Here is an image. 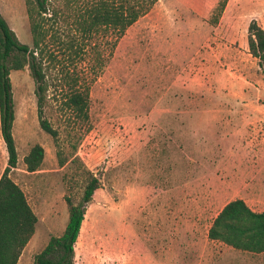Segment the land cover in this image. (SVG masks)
Returning <instances> with one entry per match:
<instances>
[{
    "label": "rangeland",
    "instance_id": "1",
    "mask_svg": "<svg viewBox=\"0 0 264 264\" xmlns=\"http://www.w3.org/2000/svg\"><path fill=\"white\" fill-rule=\"evenodd\" d=\"M218 1L155 0L121 35L79 39L76 54L52 44L42 116L56 136L39 125L28 67L9 71L16 163L8 174L36 215L15 264H35L62 231L65 198L80 199L88 174L98 186L84 203L72 264H264V251L206 235L232 197L248 192L264 208V163L244 165L246 152L264 149V72L246 41L251 19L264 28V0H225L219 12ZM0 14L29 44L24 0H0ZM68 14L62 32L72 28ZM72 78L87 88L83 122L62 104ZM35 143L42 160L29 171L22 158ZM6 158L0 135V172ZM253 172L259 179L247 182Z\"/></svg>",
    "mask_w": 264,
    "mask_h": 264
},
{
    "label": "trees",
    "instance_id": "2",
    "mask_svg": "<svg viewBox=\"0 0 264 264\" xmlns=\"http://www.w3.org/2000/svg\"><path fill=\"white\" fill-rule=\"evenodd\" d=\"M155 0H24L30 43H21L0 14V135L7 152L6 165L0 173V264H15L18 256L33 233L36 215L21 187L8 174L16 163V149L11 125L13 107L9 71L28 67L34 81L40 127L52 136L56 129L42 116V100L45 96L46 64L54 63L56 55L51 47L58 43L63 49L76 54L81 49L80 40L108 29L116 36L137 17L143 14ZM225 0H219L215 9L219 12ZM213 12L212 16L217 13ZM69 13V14H68ZM71 17V27L62 32L59 20ZM59 28V29H58ZM73 29V30H71ZM247 48L263 66L264 28L254 19L247 24ZM63 35V37H60ZM80 39V40H79ZM62 99L63 106L73 118L87 119V88L75 86L76 78ZM58 151V163L64 156ZM43 149L33 144L23 155L26 170L32 171L41 163ZM98 186V179L88 174L80 199L72 202L66 197L67 216L59 234L50 235L43 247L33 255L35 264H72L73 243L78 235L84 213V203L91 198ZM208 238L245 251H264V210L251 209L243 199L231 198L224 202L207 227Z\"/></svg>",
    "mask_w": 264,
    "mask_h": 264
},
{
    "label": "crops",
    "instance_id": "3",
    "mask_svg": "<svg viewBox=\"0 0 264 264\" xmlns=\"http://www.w3.org/2000/svg\"><path fill=\"white\" fill-rule=\"evenodd\" d=\"M256 149L257 150H254V151H252L251 153L250 152H246V154H247V156L245 157V159H246V161L244 162V165L246 166V168H247V170L249 169V168H251L252 167V169H254L255 168V166L256 165H258L260 162H259V160L260 159H262V161H263V163H264V149H261V150H259V147H256ZM254 154H256L257 155V157L256 158H254ZM259 159V160H258ZM1 173V172H0ZM247 175V182L248 181H250V180H255L254 181V183H256L257 182V179H259V177L257 176V172L255 173V172H253V174H251V173H247L246 174ZM246 188H248V186H246ZM248 189H250V191H252V190H255L256 188L254 187V186H250V188H248ZM248 189H246V191H248ZM253 194H248V192H247V195L246 196H243V195H240V196H236V197H239V198H241V199H243L244 200V202L251 208V209H253V210H256V211H259V210H264V208H262V209H257V208H255L254 207V204H253ZM232 198H235V197H232ZM231 199V198H230ZM229 200V199H228ZM227 201V200H226ZM225 201V202H226ZM222 206V205H221Z\"/></svg>",
    "mask_w": 264,
    "mask_h": 264
}]
</instances>
